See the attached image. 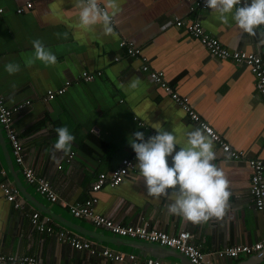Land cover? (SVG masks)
Returning <instances> with one entry per match:
<instances>
[{
  "label": "crops",
  "instance_id": "0c3cea01",
  "mask_svg": "<svg viewBox=\"0 0 264 264\" xmlns=\"http://www.w3.org/2000/svg\"><path fill=\"white\" fill-rule=\"evenodd\" d=\"M27 2L32 3L30 8L24 7ZM100 2L103 5V0ZM117 3L113 31L105 35L100 24L87 28L80 24L76 0H0V93L8 106L31 100L15 113L13 122L23 145L22 165L15 161L11 142L0 126V184L15 187L22 203V208H14L0 187V256H15L0 264H27L19 260L22 256H32L38 264H126L73 248L60 242L54 232H38L30 223L34 210L51 216L55 231L68 229L99 246L157 258L161 264H191L177 258L180 254L171 249L168 254L176 258L158 257L150 251L159 248L155 243L116 235L74 217L68 208V204L92 196L90 187L100 172L111 171L124 158L133 157L129 143L133 132H143L147 139L162 127L176 136L179 148L187 146L188 132L201 129L171 94L150 78L152 70L163 73V82L185 97L224 143L243 152V157L233 158L204 132L213 141V163L228 180L230 197L225 213L198 224L170 215L168 197L157 199L147 194L136 157L119 185L95 193V211L123 225L143 224L170 234L188 230L208 264H264V248L237 257L216 255L219 249L264 238V216L250 193L247 162L264 160V96L249 64L213 56L185 25L177 26L174 18L186 23L199 15L202 25L224 47L230 52L253 53L263 69L264 46L257 44L264 25L251 36L231 19L223 24L214 10L191 11L186 0ZM18 7L24 11L17 13ZM34 39H41L55 54V65L39 60L28 63L34 56ZM121 40L139 48L141 54L128 56L127 47L119 45ZM142 57L149 60L148 70L142 69ZM8 62L19 64L20 71L8 74L4 67ZM83 72L96 76L86 80ZM133 82H137L135 88ZM60 88H65L63 94L48 98V91ZM62 126L75 140L70 153L56 152L53 157L55 129ZM23 165L32 166L50 182L57 201L48 200L26 181Z\"/></svg>",
  "mask_w": 264,
  "mask_h": 264
},
{
  "label": "built area",
  "instance_id": "2783aa9c",
  "mask_svg": "<svg viewBox=\"0 0 264 264\" xmlns=\"http://www.w3.org/2000/svg\"><path fill=\"white\" fill-rule=\"evenodd\" d=\"M186 1L190 4L189 9L191 11H194L195 9H208L204 6V0ZM31 5V2H27L24 7L30 8ZM24 7H18L16 12L22 13L24 11ZM174 21L177 26L185 25L187 32L191 36L195 37L213 56L222 59L233 57V59L237 61L246 62L249 64L251 66L252 72L256 75V85L259 88L261 94L264 96V69L259 65L260 58L258 56L245 51L230 52L222 45L215 35L206 30L200 21L199 15L196 16L194 20L188 21L186 23H184L178 17L174 18ZM113 23L114 19H112V24ZM119 45L127 47L128 56H136L141 54L140 49L136 46H133L130 42L126 43L124 40H121ZM115 59L117 60L118 57H115ZM142 59V69L148 70L149 60L146 59V57H142ZM99 74L100 72L97 73V75ZM82 75L86 80H91L94 78V76H96V74L88 72H83ZM149 76L153 81L159 83L166 92L171 94L172 99L177 101L184 108V110L188 112L191 119L198 123L203 132H205L212 140L218 143L224 152H227L233 158H241L244 156L242 151H235L231 149L228 144L224 143L218 134L214 132L213 128L202 121L199 115L193 111V109L188 104L187 99L174 92L169 85L163 82V73L161 71L152 70ZM64 91L65 88H60L57 92L48 91V98H54L56 94H63ZM29 104H31V100H26L23 103L17 104L15 106H8L4 97L0 93V126L4 128L6 136L11 142L12 153L15 161L21 165L23 164V145L19 137L16 135L13 122L15 113H18ZM134 157H136L135 153H133L132 158H124L122 160V164L111 171L100 172L90 187L92 196L86 198L83 201H75L71 204H68L70 213L74 217L86 219L88 222L97 227L106 228L116 235L135 238L145 242H152L174 248L186 256L191 264H208L205 253L197 244L192 241L193 235L188 230L183 229L175 234H170L143 224L123 225L115 222L111 217L95 211V204L98 201L95 193L106 186L115 187L119 185L124 180L129 170L134 166ZM247 162L251 170L250 193L253 197L256 209L261 211L264 216V160L260 158H252ZM23 174L26 178V181L32 184L38 193L45 196L50 201L58 200V195L50 182L45 177L36 173L32 166L23 165ZM0 187L5 198L10 203H12L14 208H22V203L18 199V190L15 187L6 183H1ZM30 223L38 232H54L60 242L68 243L70 246L78 250H86L92 255L102 256L106 259L119 261L126 264H161L160 260L157 258H140L133 253L114 251L106 246H99L98 244L82 239L68 229L60 228L55 231L52 217L49 215H41L38 210H34L30 214ZM263 248L264 238L253 244H237L219 249L216 252V255L218 257H237L240 253L252 254L253 252L260 251ZM14 259L15 256H0V262L4 260L12 261ZM19 260L27 264H38L37 259L32 256H22L19 258Z\"/></svg>",
  "mask_w": 264,
  "mask_h": 264
},
{
  "label": "clouds",
  "instance_id": "9594fccd",
  "mask_svg": "<svg viewBox=\"0 0 264 264\" xmlns=\"http://www.w3.org/2000/svg\"><path fill=\"white\" fill-rule=\"evenodd\" d=\"M204 6L217 12L223 24H229L231 19L251 36H256V29L264 25V0H204ZM76 8L82 26L87 28L100 24L105 35L112 33V19L119 11L117 0H103V5L100 0H76ZM259 37L257 46H264V31L259 33ZM64 38H67V33ZM31 43L34 56L29 64L35 60L45 65L56 64L55 54L41 39H34ZM4 67L10 75L20 71L17 63L8 62ZM131 86L135 88L137 82ZM55 132L57 139L51 149L53 157L56 152L67 155L75 137L66 126L57 127ZM131 137L129 143L147 194L157 199L168 197L171 200L167 205L170 215L181 216L193 224L224 215L230 197L228 180L213 163L216 159L213 141L200 128L188 132L187 146L179 148L176 136L162 127L156 128V134L147 139L140 131L133 132Z\"/></svg>",
  "mask_w": 264,
  "mask_h": 264
},
{
  "label": "water",
  "instance_id": "95a60500",
  "mask_svg": "<svg viewBox=\"0 0 264 264\" xmlns=\"http://www.w3.org/2000/svg\"><path fill=\"white\" fill-rule=\"evenodd\" d=\"M0 130H1V127H0ZM154 245L157 246V247H159V248H157L155 251H152V250H150V251L153 252V254H156L158 257H160V256H166L167 255V256H170V257L172 256L173 258H176L177 257L180 260H182L183 262H184V260H186V261H188L190 263L189 259L186 256H184L182 253H180L179 251H177L176 249L171 248V247H168V246H164V245H161V244H156V243ZM169 249L174 250V252L179 253L180 255L179 256H176L174 254H168V250ZM160 251L161 252H164V253H160ZM174 256H176V257H174Z\"/></svg>",
  "mask_w": 264,
  "mask_h": 264
}]
</instances>
